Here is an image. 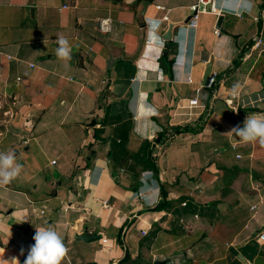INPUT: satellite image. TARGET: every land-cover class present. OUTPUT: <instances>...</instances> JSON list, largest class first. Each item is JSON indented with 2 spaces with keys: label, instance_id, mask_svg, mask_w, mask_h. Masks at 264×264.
<instances>
[{
  "label": "crops",
  "instance_id": "1",
  "mask_svg": "<svg viewBox=\"0 0 264 264\" xmlns=\"http://www.w3.org/2000/svg\"><path fill=\"white\" fill-rule=\"evenodd\" d=\"M197 1L0 0V93L22 88L3 133L26 149L43 139L60 165L22 164L0 185V264H24L46 227L69 249L62 264H116L126 251L135 264H264V146L229 133L264 118V103L236 114L225 102L262 88L264 44L252 46L264 40V0H211L191 27ZM60 35L71 61L56 56ZM210 59L217 74L203 86ZM202 117L199 132L176 128Z\"/></svg>",
  "mask_w": 264,
  "mask_h": 264
},
{
  "label": "clouds",
  "instance_id": "2",
  "mask_svg": "<svg viewBox=\"0 0 264 264\" xmlns=\"http://www.w3.org/2000/svg\"><path fill=\"white\" fill-rule=\"evenodd\" d=\"M56 56L63 61H71V46L68 39L60 35L57 38ZM244 143L259 142L264 146V118L247 116L243 126H235L229 132ZM23 170L14 151L0 152V185L8 184L17 178ZM34 244L29 248L24 264H62L69 252L61 234L52 227L36 228ZM23 253V250H21ZM13 264H19L13 259Z\"/></svg>",
  "mask_w": 264,
  "mask_h": 264
},
{
  "label": "rangeland",
  "instance_id": "3",
  "mask_svg": "<svg viewBox=\"0 0 264 264\" xmlns=\"http://www.w3.org/2000/svg\"><path fill=\"white\" fill-rule=\"evenodd\" d=\"M12 77L13 79H11V81L15 82L16 81L15 76ZM25 80L26 78H24V82ZM38 85L39 83H36L34 87L30 86V88L31 89L34 88L36 90ZM21 89L22 88H20V90L15 89L14 92L8 91L7 97L3 96L0 93V152H7L8 150H12L15 152L16 150H18V154H16L18 158V162L27 165L25 174H29L31 171L30 168H34V165H36V163H37V168L43 171V173L49 172L54 174L58 166H60V165L50 164V159L52 157H57L58 155V151L56 150V148L55 149L49 148L48 146H46V143L43 141V139H41V140H36L37 148L35 146L36 142L32 141L30 142V146H31L30 149H25V146H19V144L22 143V140L18 141V136H15L16 139H14L12 138L14 134L10 135V133H8L7 135H4L3 133L5 131L4 130L5 125L8 124L9 122L8 120H10L11 118L16 120V118H18V110L20 107V103H13L14 101L13 96L14 94L17 95L18 94L17 92L21 93L22 92ZM43 145H45L46 149L43 147ZM16 147L18 148L15 149ZM92 264H97V263H92Z\"/></svg>",
  "mask_w": 264,
  "mask_h": 264
},
{
  "label": "built area",
  "instance_id": "4",
  "mask_svg": "<svg viewBox=\"0 0 264 264\" xmlns=\"http://www.w3.org/2000/svg\"><path fill=\"white\" fill-rule=\"evenodd\" d=\"M210 2H211V0H198L195 4H193L191 6L193 14H192L190 20L187 21L188 26L196 27L198 13L201 11H205V6ZM65 7H66V5H65ZM157 7L161 8V6H157ZM164 17H165L164 19H166L168 21L167 17L166 16H164ZM110 24H111V19L109 17L103 18L99 22V27L103 31H108L110 29ZM217 31H218V29H217ZM263 44H264V41L261 37H255L254 38V44H253L252 48H254V49L258 48ZM262 50H264V49H262ZM30 66L33 67L34 64L30 63ZM216 74H217V72L212 70L211 77L212 78L215 77ZM20 79H21V77L18 76L17 80L19 81ZM189 80H191L190 77H189ZM225 102L236 114L239 113V111H241L242 109H250V108L259 107L260 104L264 103V73L262 75V88L259 91H257L255 94L245 96V97L239 96L238 94H233L231 97L225 99ZM189 104L191 106L197 105L198 99L197 98L191 99ZM202 107L205 108V105H202ZM237 125H239V124L235 123L234 127ZM237 146H238V142H236V141L231 144V147L234 150L237 148ZM236 157L241 158L242 155L240 153H237ZM52 163H55V160L52 161ZM138 195L139 196L143 195L142 190L138 191ZM102 205L105 207L108 206V201L106 199L102 200ZM253 207H255V206H253ZM104 240H106V239H104ZM257 242L260 245L264 244V232H262L258 235Z\"/></svg>",
  "mask_w": 264,
  "mask_h": 264
},
{
  "label": "water",
  "instance_id": "5",
  "mask_svg": "<svg viewBox=\"0 0 264 264\" xmlns=\"http://www.w3.org/2000/svg\"><path fill=\"white\" fill-rule=\"evenodd\" d=\"M191 17H189V19L186 20V22L188 20H190ZM221 22H222V16L218 17V20H217V23H216V28H221ZM172 28H173V24L170 23L169 26H168V29L167 31H165L164 35H163V38L164 40L166 41V51L165 53H167L169 47H170V40L172 39ZM212 60L210 59L207 63H206V67H205V71H204V74H203V82H202V85L203 86H208L209 85V81L211 79V72H212ZM28 148L27 146L25 147V149ZM15 154H18V151H15ZM79 239L81 240H84V241H93V240H98L100 238L99 235H97L96 237L93 235H88L87 233H83L82 235H79L78 236ZM129 257V252L126 251L125 252V255L124 257H122L118 263L116 264H123ZM170 259L167 258V259H164V260H156L154 262V264H165L167 261H169ZM111 264H114V263H111Z\"/></svg>",
  "mask_w": 264,
  "mask_h": 264
},
{
  "label": "trees",
  "instance_id": "6",
  "mask_svg": "<svg viewBox=\"0 0 264 264\" xmlns=\"http://www.w3.org/2000/svg\"><path fill=\"white\" fill-rule=\"evenodd\" d=\"M249 110L254 111V110H256V108H250ZM204 116H205V114H204ZM201 120H202V123L197 128L193 127L192 125H185L184 127L178 126L176 128L180 130L179 132L186 131V132L196 133V132H199L200 130H202V128L204 127V124H205L204 117H202ZM164 134H165V132L161 133L160 136H164ZM238 172H239L238 167L226 168L224 170V177L231 178L230 181H232L237 176ZM162 196H163V198H165L167 196V192L165 190L162 191ZM164 204H165V201H162L161 203H159L155 207V210H160L161 208H163ZM124 264H135V261L129 256L127 261Z\"/></svg>",
  "mask_w": 264,
  "mask_h": 264
},
{
  "label": "bare ground",
  "instance_id": "7",
  "mask_svg": "<svg viewBox=\"0 0 264 264\" xmlns=\"http://www.w3.org/2000/svg\"><path fill=\"white\" fill-rule=\"evenodd\" d=\"M81 62V61H80ZM11 100V99H10Z\"/></svg>",
  "mask_w": 264,
  "mask_h": 264
}]
</instances>
